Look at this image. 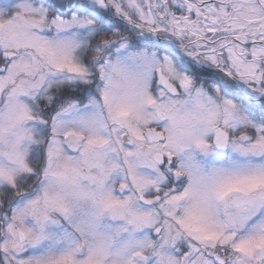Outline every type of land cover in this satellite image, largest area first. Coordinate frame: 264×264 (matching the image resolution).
I'll list each match as a JSON object with an SVG mask.
<instances>
[{
    "label": "snow or ice",
    "instance_id": "obj_1",
    "mask_svg": "<svg viewBox=\"0 0 264 264\" xmlns=\"http://www.w3.org/2000/svg\"><path fill=\"white\" fill-rule=\"evenodd\" d=\"M0 264H264V0H0Z\"/></svg>",
    "mask_w": 264,
    "mask_h": 264
}]
</instances>
